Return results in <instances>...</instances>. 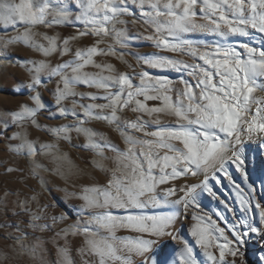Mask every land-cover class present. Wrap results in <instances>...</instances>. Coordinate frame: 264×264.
Here are the masks:
<instances>
[{"label": "snow or ice", "instance_id": "obj_1", "mask_svg": "<svg viewBox=\"0 0 264 264\" xmlns=\"http://www.w3.org/2000/svg\"><path fill=\"white\" fill-rule=\"evenodd\" d=\"M76 3L80 9L76 20L85 26L79 36H98L101 40L96 44L101 43L102 38L109 34L108 25L120 16L134 14V10L130 12L129 9L135 5L141 9L138 18L145 25H150L154 32L153 35L143 36V39L151 41L161 52L187 55L203 63L189 64L185 60L157 53L137 57L147 69L164 73L168 70L187 72L196 84L181 79L180 83L184 85L182 91L173 87L175 81L167 74L153 75L143 70L136 73L139 83L135 84L127 73L103 76L82 71L86 66L93 65L101 71L114 72L112 65H97L92 59L96 55H114L111 46L107 50L96 45L78 49L74 60L49 71V76H59L63 84V88L57 87L56 90L57 105L76 94L73 91L76 84L105 89L103 99L108 103L88 105L84 108V115L115 124L126 145L120 149L111 142L105 144L116 153L117 170L106 185L83 189L80 196L84 201L82 207L96 210L88 221V225L94 226L95 230L88 226L82 229L70 226L72 234L79 232L85 235L86 248H82L81 252L88 251L94 256L95 264H133V255L141 258L138 264H198L191 243L171 231L179 215L178 206H182L185 213L195 206L197 189L212 194L208 173L226 172V164L235 165L247 179L246 165L252 149L246 141L257 137L258 155H264V138H260L264 137V97L253 95L257 90H264V0H76ZM49 16L52 18L49 19ZM68 16L67 0H55V3L54 0H0V24L25 27L23 33L0 37V44L6 48L23 43L48 56L56 51L55 37L45 36L48 40L45 47L33 40L30 29L40 24L49 27L62 24ZM198 18L205 22L198 23ZM194 32L213 34L225 40L229 37L248 40L239 44L242 52L230 43H216L201 51L194 41L184 38L185 34ZM121 35L123 33H117V37ZM76 38H66L64 44ZM255 39L260 41V46L251 44L250 41ZM67 51L65 47L61 55ZM29 63L33 64V68L28 71L35 75L27 87L35 90L41 85L40 73L47 66L42 60ZM67 69H71V76L64 74ZM112 88L116 91H110ZM196 89H199L198 94ZM174 91L175 99L172 96ZM90 98L95 100L97 97L92 95ZM30 99L35 107L22 105L19 111L12 114L13 122L32 119L33 124L36 123L34 117L43 105L39 93ZM147 101H159L160 106L148 107ZM97 108H107L110 112L96 113L93 109ZM125 109L150 117L163 113L174 117L175 123L161 124L157 118L153 121L158 126L156 130L148 131L147 121L137 116L135 120H125L121 127L118 113ZM59 111L61 115L67 112L64 108ZM126 129L142 133L143 138L126 133ZM75 130L88 135V130L82 127L77 126ZM49 131L58 138L61 134L63 138H68L69 128L66 125ZM21 147L27 148L29 156L37 153L34 144L27 140ZM40 147L51 150L54 145L42 144ZM84 147L95 149L100 146L89 139ZM201 173L204 179L198 184L172 185L162 188V195L157 193L160 185L189 175L199 177ZM240 202L245 216L230 228L228 235L211 217L206 219L192 214L195 223L191 226V235L211 264H247L249 244L253 240L264 242V207L256 204L259 209V225H256L247 216L251 211L247 207L249 201L241 196ZM65 218L66 215L53 217L54 220ZM121 229L138 235L117 236L116 232ZM165 237L180 240L183 247L179 250L170 247ZM221 238L223 243H219ZM211 248L219 251V257ZM261 250L264 251V248ZM59 252L64 264H71L67 250L60 249ZM229 256L231 260L226 259ZM257 264H264V255Z\"/></svg>", "mask_w": 264, "mask_h": 264}, {"label": "rangeland", "instance_id": "obj_2", "mask_svg": "<svg viewBox=\"0 0 264 264\" xmlns=\"http://www.w3.org/2000/svg\"><path fill=\"white\" fill-rule=\"evenodd\" d=\"M133 10L134 14L120 16L109 24V34L102 38L101 43L96 44L101 37L79 36V32L85 30L84 24L76 20L80 9L76 0H67L69 16L64 23L52 24L50 27L40 24L30 29L33 40L45 47L48 46V40L44 37H55L56 51L50 55L43 56L39 51L23 43L9 45L6 48L0 44V264H64L60 249L67 250L71 264H95L94 256L88 251L81 252L82 248H86L85 235L79 232L73 235L70 226H76L78 229L88 226L95 230L94 226L88 225V221L96 210L82 207L84 201L80 199V196L84 188L106 185L113 172L117 170L116 153L105 147V144L111 142L120 149L126 147L120 133L116 131L115 124L110 125L104 120L90 119L84 115V108L88 105L108 103L103 99L106 95L105 89L89 87L83 83L76 84L73 88L76 94L68 96L57 105L56 90L57 87L63 88V84L60 83L59 76L48 75L51 69L66 61L74 60L78 49L84 50L96 45L98 48L107 50L111 46L114 55H96L92 59L97 65H112L114 72L101 71V68L93 65L86 66L82 71L103 76L127 73L132 76L135 84L139 83L136 73L143 70L153 75L167 74L175 81L173 87L181 91L184 88V85L180 83L181 79L193 85L196 84V80L187 72L168 70L164 73L161 70L147 69L142 60L138 61V56L157 53L185 60L189 64L203 63L187 55L161 52L156 49L151 41L142 38L154 34L152 27L145 25L143 20L138 18L141 9L132 5L129 11L133 12ZM196 11L199 17V6ZM51 18L49 16V19ZM197 22L205 21L198 18ZM24 31L25 27L20 24L15 27L0 24V37L15 36ZM117 33H123V35L117 37ZM69 37L78 38L69 40L65 45L64 41ZM184 38L194 41L201 51L213 47L216 43H230L242 52L239 44L248 40V38L232 37L225 40L202 32L188 33ZM250 42L253 44L252 41ZM65 47L68 51L61 55ZM41 60L47 66L40 73L42 83L35 90L29 89L27 85L35 75L34 72L28 71L33 68V64L29 62ZM64 74L71 76V69L65 70ZM110 91H116V89L112 88ZM196 92L198 94L199 89H196ZM37 93L40 95L43 107L34 117L36 123L33 124L32 119L13 122L12 114L19 111L22 105L35 107L30 97ZM92 95L97 98L91 99ZM253 95L258 98L264 97V90H257ZM172 96L173 99L176 98L175 91ZM140 99L143 98L140 97ZM147 105L158 107L160 102L147 101ZM60 108L67 110L65 115L60 114ZM93 111L106 114L110 112V109L97 108ZM252 112H255V105L252 107ZM118 115L121 127L125 120H135L139 116L147 121L148 131L156 130L158 126L153 121L157 118L161 124L175 123L174 117L163 113L150 117L145 113H134L130 109H125ZM81 121H83L82 124ZM64 125L69 128L66 134L67 139L63 138V134L58 138L49 131ZM77 126L87 129L88 135L78 133L75 130ZM125 131L143 138L142 133L130 129ZM89 139L100 147L95 149L84 147L89 143ZM25 140L34 144L37 149L35 156H29L27 148L21 147ZM258 143L257 137L246 141L252 149L246 165L247 179L235 165L226 164V172H216L215 175L212 172L208 173V186L212 189V194L197 189L195 206L190 207L187 213L182 206H178L179 215L171 231L191 243L198 264H211V262L203 255V250L195 245L191 235L190 229L195 223L191 218L193 213L204 216L206 219L211 217V220H214L216 225L224 229L225 234L228 235L230 228L245 216L240 202L242 196L249 201L247 207L251 211L247 213L248 218L259 225V209L256 208V204L260 203L264 207V163H262L264 155H258L260 151L257 147ZM42 144H50L54 147L51 150H45L41 149ZM203 179V173L199 177L191 175L186 178L180 177L170 181L169 184L160 185L157 193L162 195L160 190L165 187L172 185L179 187L185 183L198 184ZM113 211L116 214H122L119 210ZM64 215H66L65 219H53V217ZM116 235L136 236L138 234L121 229L116 232ZM164 240L174 249L179 250L183 247L180 240H172L171 237H165ZM219 243H223L222 238ZM262 248H264V242L257 243L253 240L249 244L246 251L247 264H257L264 255ZM210 250L219 257L218 250L215 248ZM123 254L127 255V253ZM132 259L133 264H138L141 260L135 255ZM226 259L232 258L229 256Z\"/></svg>", "mask_w": 264, "mask_h": 264}, {"label": "bare ground", "instance_id": "obj_3", "mask_svg": "<svg viewBox=\"0 0 264 264\" xmlns=\"http://www.w3.org/2000/svg\"><path fill=\"white\" fill-rule=\"evenodd\" d=\"M246 39V38H245ZM252 43L255 45V46H260V41L258 39H255V40H251ZM126 254V253H125ZM139 258V257H138Z\"/></svg>", "mask_w": 264, "mask_h": 264}]
</instances>
